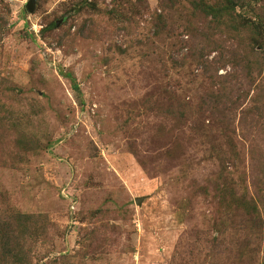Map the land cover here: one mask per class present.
I'll return each instance as SVG.
<instances>
[{"label": "rangeland", "instance_id": "obj_1", "mask_svg": "<svg viewBox=\"0 0 264 264\" xmlns=\"http://www.w3.org/2000/svg\"><path fill=\"white\" fill-rule=\"evenodd\" d=\"M28 1L0 0V264H263V226L213 223L225 167L259 189L264 49L195 0Z\"/></svg>", "mask_w": 264, "mask_h": 264}, {"label": "trees", "instance_id": "obj_2", "mask_svg": "<svg viewBox=\"0 0 264 264\" xmlns=\"http://www.w3.org/2000/svg\"><path fill=\"white\" fill-rule=\"evenodd\" d=\"M170 1L172 2V0ZM227 1L228 3L214 4L210 3L209 0H195L193 1V7L196 11L195 15L198 14V17H203V22H207V18L211 17L213 19L212 21L214 22H220L222 25L224 23V32L227 36L240 42H247V45L251 47V51L258 54L259 51L257 49H264L263 16L258 14V18L256 19L257 23L254 21L246 22L243 21V19L241 22L242 25L237 26L235 23L233 24V21H236V19L232 18V16L236 12V7L239 3L236 0ZM242 6H245V1L242 2ZM57 25L58 24L56 22L52 23V26ZM202 28L205 30L204 27ZM217 92L219 93H213L210 101L213 104L214 112L216 111L218 113V120L222 119L220 121L223 122L224 126H226L225 128L227 133L224 134L226 145L232 152L233 150L231 149V146L235 143H229L228 140L231 141V135L235 133V129L231 128L230 122L226 119V116H232L233 111L232 109H228V107H219L223 99H226L230 103L232 99L229 93H225L224 91ZM221 149L222 147L220 148V151ZM233 154L239 156L236 145L235 152ZM262 164L263 167L260 169L261 173H259L261 174V178H259L260 185L258 182L256 183L258 184L259 189L255 192V194L250 192V188L246 183V179L242 178L240 175H238L239 179L238 177L235 178V174L231 171H228V167H225L224 171L217 176L218 178L214 188L219 191V193H217L220 196V200L218 202L219 206L221 209L225 208L224 211H222L224 216H220V218L215 219L213 223L215 230H217L220 236H224L230 228H233L236 225V221L234 222L236 219L231 218L235 215H239L240 212L249 218L239 221L241 224L251 223L253 226L259 229L262 228V226L264 227V162ZM224 174H227L228 176L225 177ZM222 178L225 179L221 184H219V180ZM74 195L76 196L75 192ZM37 236L38 233L36 234V237Z\"/></svg>", "mask_w": 264, "mask_h": 264}, {"label": "water", "instance_id": "obj_3", "mask_svg": "<svg viewBox=\"0 0 264 264\" xmlns=\"http://www.w3.org/2000/svg\"><path fill=\"white\" fill-rule=\"evenodd\" d=\"M38 1H39V0H29V1L27 2V9H28L29 12L32 13V12L35 11V9H36V3H37ZM143 200H144L143 197H138V198L135 199L136 203L139 204V205H141V203H142Z\"/></svg>", "mask_w": 264, "mask_h": 264}, {"label": "built area", "instance_id": "obj_4", "mask_svg": "<svg viewBox=\"0 0 264 264\" xmlns=\"http://www.w3.org/2000/svg\"><path fill=\"white\" fill-rule=\"evenodd\" d=\"M72 196H66V198L70 201V206H71V208L72 209H76V206H75V204H76V202H75V199H76V196L74 195V194H71ZM75 196V197H74ZM72 204V205H71Z\"/></svg>", "mask_w": 264, "mask_h": 264}]
</instances>
